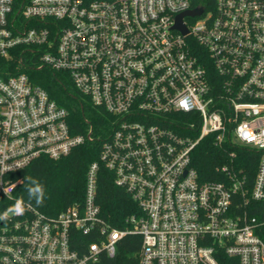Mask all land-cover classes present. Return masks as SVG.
Listing matches in <instances>:
<instances>
[{
  "label": "built area",
  "instance_id": "1",
  "mask_svg": "<svg viewBox=\"0 0 264 264\" xmlns=\"http://www.w3.org/2000/svg\"><path fill=\"white\" fill-rule=\"evenodd\" d=\"M197 8L181 34L176 17ZM192 42L219 81L209 82ZM0 60L63 73L109 117L104 137L90 125L73 135L67 110L26 73L0 77L9 205L13 173L101 143L81 203L56 216L31 206L0 222V264H102L127 233L141 239L137 264H264V0H0ZM180 114L191 117L181 124ZM206 139L232 158L252 154L251 184L225 166L220 181L200 182L191 155ZM100 168L139 211L127 232L101 216Z\"/></svg>",
  "mask_w": 264,
  "mask_h": 264
},
{
  "label": "trees",
  "instance_id": "2",
  "mask_svg": "<svg viewBox=\"0 0 264 264\" xmlns=\"http://www.w3.org/2000/svg\"><path fill=\"white\" fill-rule=\"evenodd\" d=\"M191 44L193 53L208 74L209 82L214 84L219 81L205 52L195 43ZM20 72L26 73L35 85L48 94L51 100L67 110L71 134H83L90 125L95 136L106 135L109 117L80 97L66 75L45 68L39 71H27L22 69L17 61L0 60V77L4 78L8 73ZM190 117L191 114L178 116L181 124H185ZM100 146V141L78 146L68 156L57 161L41 157L23 170L13 173L12 180L20 181L25 176L38 178L46 188V199L43 206H36L34 201L32 206L47 216H56L67 207L82 202L85 174L88 166L98 160ZM253 160L252 154L241 151L232 158L229 149L217 147L210 142V139L201 141L191 155L192 168L196 170L200 182L220 181L222 178L220 171L225 166L228 171L242 169L251 184L256 171V162L254 163ZM14 196L15 198L24 196L25 202L28 203L23 184L19 183L16 186ZM96 203L103 219L112 228L120 231L127 232L129 226L126 219L139 214L136 205L123 190L114 186L111 174L103 168H100L98 173ZM8 206L6 200L0 196V212ZM262 239L264 241V232ZM140 247V237L127 233L117 243L115 256L111 259L104 257L102 264H137Z\"/></svg>",
  "mask_w": 264,
  "mask_h": 264
},
{
  "label": "clouds",
  "instance_id": "3",
  "mask_svg": "<svg viewBox=\"0 0 264 264\" xmlns=\"http://www.w3.org/2000/svg\"><path fill=\"white\" fill-rule=\"evenodd\" d=\"M24 185V190L28 197V203L24 196L17 197L3 212H0V222H7L11 216H21L25 214L28 208L35 202L36 206H43L46 199V188L36 177L25 176L23 180L18 181ZM16 184L13 185L15 187ZM7 195V190L4 191Z\"/></svg>",
  "mask_w": 264,
  "mask_h": 264
},
{
  "label": "water",
  "instance_id": "4",
  "mask_svg": "<svg viewBox=\"0 0 264 264\" xmlns=\"http://www.w3.org/2000/svg\"><path fill=\"white\" fill-rule=\"evenodd\" d=\"M203 12L202 8H197V9H193L189 12H186L184 14L178 15L175 19V25L174 28L176 30H178L181 34L186 35L187 34V30L185 28V26H183V24L181 23V20L183 17H193V16H199L201 15Z\"/></svg>",
  "mask_w": 264,
  "mask_h": 264
}]
</instances>
